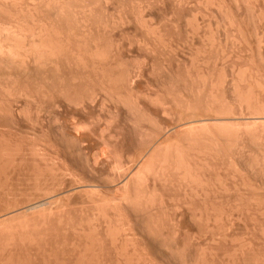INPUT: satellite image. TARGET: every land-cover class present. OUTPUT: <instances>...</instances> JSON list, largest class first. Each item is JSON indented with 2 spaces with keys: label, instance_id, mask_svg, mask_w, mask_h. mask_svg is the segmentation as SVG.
Listing matches in <instances>:
<instances>
[{
  "label": "bare ground",
  "instance_id": "bare-ground-1",
  "mask_svg": "<svg viewBox=\"0 0 264 264\" xmlns=\"http://www.w3.org/2000/svg\"><path fill=\"white\" fill-rule=\"evenodd\" d=\"M112 1H115V2L117 1V3L120 4V6L116 5V7H117L116 8L115 6H113V4L115 2H113L111 4ZM127 1H128V3H127ZM130 1L131 0H0V146L5 145L4 147H5V149H7V150L4 149L5 151H3L0 147V172H1L0 173V195H1V193H3V195H8L9 193H11L9 195L12 196L13 193L11 191V188H13V187L11 186L12 185L11 182L12 181L14 182V181L22 178V176L19 174L23 173V172L22 173L19 172V174H18L17 169H15L17 166L18 167L20 166L19 170H21V171L23 170V168H25L24 171L26 170V168L27 169L29 168L28 164H26V165H28V167H25L26 166L25 165L26 157L25 158L20 157L23 159V160L22 159L21 160L24 162L20 161V158H19L20 155L19 154L21 153V151L19 149H20V147H23L24 145L20 146L19 143L26 144L27 141H30V142L35 141L36 143L35 142L34 143L36 145H37V143H39L38 145H40V142H42L44 144L46 143L45 145L41 144L42 148H40L38 145H37L38 147H36V145H34V150H35V147H36V150L33 152L37 151V153H38L41 149L42 150L47 149L48 151L44 150V152H48L47 154H49V152H50L49 150L51 149V147H53V145H54V147H55V145H60V146L62 145L63 147L67 148V150H68V152L66 151V153H68V155H70V156H68V158L69 157H72V158L76 157V158L71 159L72 161H70V162H72L74 166L75 165L80 166V168L85 172L84 174H87L86 171L89 173V175H85V178L87 179L86 176H89L91 182L90 181H89L90 183L85 182V184H84V182H81V180L84 181L83 180L84 178H80L81 180H80V182H77L78 184L76 183V186H78L79 183L80 184L83 183V184L79 185V187L80 188L81 187L87 188V189H89V191L91 190V192H89V193H91L90 195H92L93 190H96V188L100 189L99 187L102 185L101 183H103L101 179L105 178V176H106V179H105L107 181V183H105L107 185L106 186L107 189H105L106 193L107 192H109V193H113V192L115 193L116 192L117 193V194L115 193L116 195L115 194L111 195L110 198H106L105 197L106 195L104 196L101 193L102 198H100V199L101 200L103 199L102 201L99 199V197H101V195H98V196L92 197L95 200H92V199H91V201L88 200L89 202H91V203H89L86 199V197L89 196L86 194H89V193L88 192L84 193L83 191H80V192H83L85 194V197L84 196L83 197L86 199V201H84L86 203H84V204H87V202H88V204H92V207H93L92 210L93 211L89 212V213L93 212L91 214L92 217L90 216V214H89V216L91 217V219L95 218V219H93L95 221H102L101 223L103 225L104 233L108 237L109 242L111 239L112 240H113V238L115 239V237H113V235L116 236L115 234H113V235L111 234L112 236H110L111 228H110L109 220L113 219V217L115 218V216L118 215L119 212H117V209L119 211L121 209V212L124 211L128 215V217H124L125 223L121 222V224L124 223L123 226H124V228L126 227L127 228L126 230L128 231L126 236L127 237L130 236V238L133 239V241L131 240V242L135 243V244H133V245L131 243L129 244L130 240L128 239L129 241L126 240V243H128L129 246L126 243L124 244L123 243L124 241L122 242L123 244L121 245L119 240L120 239L123 240V238L125 240V238H127L126 236L123 237L122 235H121L122 238L118 236V238H120V239H118L116 237L115 241L113 240L116 243L117 242L116 240L118 239V242L120 244H118V243L115 244L111 240V242H110L111 244L110 243L109 244L112 246V248H111L112 251L115 253V255H117V256L114 255L116 257L115 259L117 260V261L115 260L116 264H118V260L121 261L120 255L123 253V251L127 252L126 248H128V247H132V249L130 248L131 249L130 250L128 248V250H130V251L127 252V255H125L126 253H124L121 256L124 257V255H125L124 258L127 260L128 256H132V257L136 258V256L138 255L137 256L138 261H139V262L137 261L138 264L142 260H143L142 264H264V259H263L264 255H262L264 253H262V254L256 253L249 248L245 249V250H239L238 252L235 251L234 249H232L228 253L227 261L221 262L220 257H219L218 252H217L218 249H215V250H217L215 252H212V250H210V249L207 250L204 248V246H201V243L198 240H197L198 241L197 242L195 239L194 235L197 233L196 238H198L203 233L202 232V231H204L203 229L206 230V231H204V233L208 232V233L212 234V230L216 229L215 227H217V229H219L218 234L221 233L222 231L224 232L225 228L221 231L220 229H222V228L220 226H222V227L227 226L226 224L229 222L228 221L229 215L226 213V211L228 212V210L230 209V211H232V212L238 211V210L240 211L239 213H241V211L244 212V210H242V209H244V206H241L243 208H240V205L238 203H237V205L239 207L236 205L231 206V205H234V203H236L235 200H234L235 202L231 201V202H233V203H230L231 208L229 206H228L229 207L228 208L227 205L225 206V208H223L224 205H217L220 207L222 206L221 208L220 207L217 208L220 210V211L218 210L219 212H221V210H225L224 213H223V211L221 212L222 217H223V214H225L224 218H223L224 220L220 219L221 215L215 209L217 206L215 207V206L210 205L212 208L215 207V208H213V210H211L212 208L210 209V206L201 205L202 207L201 206H200V208L198 207V209L203 208L200 212H198L199 210H195L196 208H192L193 211H195V212L197 211V213L192 212L191 211L192 209H190L191 208L190 207L189 208L190 211L189 210L185 211L188 213L187 214L188 217H186L188 219H185V218L184 219L186 221L189 220V222H192L193 225H197V224L202 225L203 224L202 226H204V227H202L201 225H199V226L197 225V227L201 226L203 229H200L201 227L198 229L195 227H193V229L192 228L190 229L189 225H188V227H189L188 228L187 223H185L184 219H183V217L186 216L184 210L188 209V206H186V208H185L183 204H182L183 206L176 204V205H178V207L181 206V209L185 208L182 210V212H184L183 213L184 216L182 217L183 223H180L179 221H182V219L180 218V220H178L179 218H176L175 217L176 215L169 213L167 210L171 206L168 208L169 205H167V203H164L165 200L162 201V199L167 198L168 194L163 192L162 193L163 195L167 194V196L165 195V198H164V196H161L162 195L161 193H156L158 190H160V192H162V191H164V189H166L168 187H169L168 189L170 190V188H171L170 186H172L173 188L176 186L177 188H180V189L182 187V189H183V190L181 189L182 192L179 191L180 189L177 191L175 189L174 190L176 191L177 194H179V192L181 194L183 193V197L188 196L189 193L194 194L195 192H196L195 195L197 196L199 194L198 192H200V194L202 193L203 195L198 196V197L204 196L202 198L205 199L208 192L201 189L200 186L203 183H207L209 181L204 180L203 177L200 176L201 174L198 173L202 169V167H203V170L205 169V171H206V169H208V171L212 170L214 167L211 169H209V168L214 166V164L216 162H218L217 160H219L220 157H222L224 155L226 157L227 154H228L227 156L230 155V158L226 157V159L228 161H229V159H230V161L232 159L233 161H231V162H234V160H236V158L239 156L237 151H241L242 149H244V146L247 143H249L250 141L252 142L253 140H254V142L256 141V143L258 145L257 156L259 158H261L260 159L261 160V165H260L261 167L258 166V168H262V166L264 167V128H262L260 130H256L257 133L254 135L252 133H248L247 132L248 130L237 133L236 131H234V129H230V130L223 129L222 131L216 130V131H212L211 133H208V134L206 133L203 135H198L197 133H195L197 131V128L195 130L194 127H193L194 129L190 127L192 130L188 128L189 130L185 129L186 131L185 130H184L185 132L183 131L184 134L183 133L182 134L184 136L181 135V137H183V138L178 139V141L180 143H176L178 141H176V140L174 141L172 139V137H170V136L161 135V133H163V132H161V130H159V129L163 130L162 123H160L161 128H159L160 125H158L159 123L157 124V122H156L157 119H154L155 117H153L154 112H157L158 109L154 112H149L147 109L149 114L153 113L152 114L153 116L151 115V117L153 118L154 121L153 120L150 121L151 120V118H149L150 115L143 108L144 107L143 105H146L147 103L149 104V102L146 101L147 103L145 104L142 101L144 104L140 105L142 102L140 103V101H139L140 99H138V97L142 96V93L139 91L138 87H140L142 85L140 84V86H138V87L136 85L141 82L142 78H144V77H142V75L145 76L144 72H146L148 70L145 69V71H143V72H142V70H139L138 68H139L140 64H142L143 62L139 63V64H138V62L134 63L135 61H137L136 59L133 60L134 58L132 59V61L127 60V61H131L132 63H129L127 61H126L127 62L126 63L125 61H123L124 57H126L123 55L126 53V52H123V50H124L123 48L126 47L125 51H127V49H128L127 46H129L130 43L124 47L121 44H123V42H127L131 36L127 33L128 30L126 31V33H127L126 36L129 35V38L127 36L128 40L125 38H121L120 36H122V35H119V34H122L124 32L123 31L124 28H127L128 25L130 24V23L126 24V22L128 21L127 19H129L128 14L133 9L130 8L132 10H130L129 13L126 11L127 15H125L124 13H126V12L124 10H126V7H128V6H123V5L129 4ZM140 1L138 0L139 4H141ZM143 1L144 0H142V2ZM147 1L148 0H146V2ZM154 1H156V0H154ZM158 1H160V0H158ZM136 2H137V0H136ZM136 2L133 3V0H132V4H135ZM146 2L144 5L143 4L142 5L146 6ZM165 2H167V4L168 3L171 4L170 2H172L173 5L172 6L170 5L171 9L170 8L168 9L169 11H171L172 16H171V14H169L170 12L168 10H166V8H168V7L165 8L163 6L164 2H163V5L161 4V2L160 3L157 2L158 3L157 6H159L161 4V6L165 8V9L163 8V10L168 11L167 14H168V16L170 15L168 17L166 15V12L164 11L165 12L164 15L167 17L165 18V16H164L163 18H161V16H163V14H161L162 11L156 9L159 13V14L156 13V15L161 14L159 20L157 19V21H159V25L157 27H159V28L161 27V28L160 29L155 28V29L159 32H160V30H162L161 31L162 33L160 32L161 34H156L155 29H153V27H155L154 25H157L156 21H153L154 20L153 18H152L153 19L152 20L149 18L150 17L149 15H146V16H149L147 18L149 20V23L145 17V19H142V20H144L143 24L145 23L144 26L146 25V27H147L148 25L151 26L152 23H154V25L151 26L153 30L152 29L150 30L151 27L148 26L150 33H151V31H153V33H151V35H149L150 36L149 38H151V40H148L149 38L146 36L148 35L147 33L149 32V30H145V31H148L145 33L146 36L144 35V33H142V31L143 32H145V31L142 30L139 33H141L143 35V37H146V39L144 40L143 37L140 36L143 39L141 41L145 42L146 40H148V41H146V43L150 42V43L155 44L157 46V45H160L159 42L158 43L156 42V40H158L157 37L161 36L162 39L159 37L161 39L160 41H163L164 38H166V40H164V41H166L167 43L172 42V44H173V40H171V39H175V38H172L173 36L171 35V33L173 34L175 32V36H176V34H179V32L176 33V31H178L180 22L183 19L185 20V18H186L185 12L186 11L184 8H182V9H184V11L179 10L181 13V15H180V13L175 12V9L172 10V8L175 4V3H173L172 0L165 1ZM174 2H175V0H174ZM117 3H115V4H117ZM149 3H148V5H149L148 8H150V9H147L144 7L148 11H150L151 7H152V6L150 7ZM151 3H153V0ZM182 3L183 2H179V4H182ZM132 4H130V7H133L136 5L138 6V3L136 5L131 6ZM153 4H151V5H153ZM176 4H177V2H176ZM155 6H156V4L152 7V9L154 8V11H155V8H158ZM165 6H167V5L165 4ZM122 7H125V9H123ZM162 7H160L161 10H162ZM133 8H135V7H133ZM144 8H141L140 10L142 11V10H144ZM117 9H118V11H116ZM121 9H123V10H121ZM110 10L117 12V14L120 12L119 15L114 13L115 16H117L118 18L116 17V19L114 20L112 18V16H114V14H109ZM134 10H139V9L136 8ZM134 10L132 11L133 14H134ZM140 10H139V13H141ZM147 10H145V11H147ZM253 10L254 9H252V12H253ZM255 10H258V9H255ZM113 11L111 13H113ZM151 11H153V10H151ZM260 11L258 13L257 12L256 13L257 14L262 13V11L261 12ZM122 12L124 15L121 14ZM172 12L174 14L176 13L175 17H173ZM183 12L185 15L182 14ZM136 13L137 12L135 11V14ZM142 13H143V11H142ZM256 13H255V15H256ZM133 14H131V15H133ZM135 14L132 17H135ZM147 14H152V15L154 14L155 15V12L154 13H152V12L148 13L147 12ZM136 15H138V14H136ZM177 15H179L180 19H179V17L177 18ZM182 15L185 18H182L181 17ZM115 16H114V18H115ZM140 16L142 17L143 14L142 15L140 14ZM140 16L139 15L136 16L139 18L137 19L138 22L137 21L134 22L135 23L134 25H136V23L140 22L139 21L141 19ZM262 16H263V13H262L261 17ZM172 17L175 19L177 18L176 20L174 19L175 21H180L181 19L182 20L179 22V24L177 22H174L176 25L178 24L177 26H175V24L172 25L173 22L170 20V19H172ZM261 17L259 14V15L255 16V19L254 18L253 19L255 21L257 20L261 23V21H262ZM135 18H133L134 20L133 19H131V20L135 21ZM167 18H170V19H167ZM164 19H167L168 21L170 20L172 22L171 23L169 21L170 22V24H169V23H167L168 21L165 20V21H167L166 27L169 24V26L167 28L165 26H164L165 28L162 26V24H164V21H163ZM155 20H156V18H155ZM145 21H147V23ZM160 21H163V23L160 24L161 23ZM185 22H186V20L184 21V23ZM123 24H126L127 26H124ZM139 24L141 25V22ZM186 24H187V22H186ZM121 25H123L124 27ZM170 25H172V26L170 27ZM117 26H119V27L121 26V27L117 28ZM137 26H138L137 30H136V28H137L136 26L134 28L136 31H138L139 29L141 30V28L142 29L146 28L143 26L142 27L140 26L141 27L140 28L139 25H137ZM173 26H174V29L176 31L172 30V32H171V28ZM122 27H123V30H122ZM148 27L146 29H148ZM176 27H177V29H176ZM162 28H164L165 30ZM114 29H116L117 31L119 29H120V31L122 30L121 31L122 33L120 31L118 32L119 33L118 37H120V38H118L117 35H116V38L114 37L116 34V30H114ZM113 30H114L115 34H113L114 33ZM165 32L166 33L168 32L169 33L168 35H171L172 37L171 36L167 37ZM163 33L165 34L164 37H163V35H164ZM157 35H159V36H157ZM123 36H124V34H123ZM126 36H124V37H126ZM179 36H180V34L178 35V37ZM134 37H135V35H134ZM167 38L168 39L171 38L170 39L171 42H170V40L168 42ZM124 39L127 41H125ZM176 39L178 40L179 38H177V36H176ZM131 40H132V37L130 38V42H131ZM166 42L164 45L167 46V48L164 46L165 49L164 50L161 49V51L159 50L160 51L159 54L162 51L169 49L168 44ZM163 43H161V44H163ZM174 43H175V40H174ZM152 44H148V46H147L150 49V51H152V49L154 50V48H155L154 46L151 48ZM172 44H169V46ZM149 45H150V47H149ZM170 47L173 48L174 44ZM171 48L169 49L170 51H168V50L165 51L166 54L162 53V54H165L166 59H164V55H163V59L166 61H168L167 57L169 56V55H167V54H169L167 52L173 51V49H171ZM121 49H123V50H121ZM159 54L157 55V59L159 57ZM162 54H160V55H162ZM129 55L132 56L131 54H129ZM129 55H127V56H129ZM166 55H167V57H166ZM130 56L127 58L131 59ZM160 58L162 59V56H160ZM160 58L157 60V62H159V61L162 62ZM168 58L169 59L172 58L171 55ZM148 59L150 60V58H148ZM166 61L164 63H166ZM150 62H151V60H150ZM150 62H149V69H150ZM169 62L170 61H168V63ZM133 63L135 64V66ZM164 63L163 62L158 63V65L161 64V66H159V68L160 67L162 68L161 71L166 68L165 72L160 71L161 75H163L162 73H164L163 76L167 75L168 79L170 78L167 81L172 82L173 79L171 80V76L173 77L174 74L172 75L170 73L172 71V70H170V68H169L170 71L167 73V71H168L167 69L169 66L167 63L166 64H164ZM123 64L125 67L128 66V68L130 66V70L133 69V67H136L137 65H139V66L136 67V70L133 69V71L130 72V70L128 68L127 69L123 68L124 67ZM162 64H164V65L162 66ZM152 65L153 64L151 62V66ZM165 65H167V67H165ZM131 66H133V67L131 68ZM141 66H140V68L143 69ZM145 66L146 65H144V68L148 67V66H146V67ZM171 66H172V64L170 65V67ZM163 67H165V68H163ZM151 69H153V68H151ZM151 69L149 70V72H151ZM171 69H173V68H171ZM149 72L146 74H149ZM176 72H179V71H176ZM159 73H158V75H159ZM181 73H182V71H181ZM184 73H186V72L184 71ZM256 73H258V72H256ZM178 74L179 73H177V75ZM161 75L159 77H161ZM177 75H175V76L177 77ZM179 75H181V74H179ZM182 75H183V73H182ZM184 75H185V79L187 80V77H186V76H188L187 73ZM220 75L221 74H219L218 76H220ZM167 76H165V77H167ZM140 77H141V80L139 79ZM182 77H184V76H182ZM179 78L180 79L177 78L178 79L177 81H179V80L185 81V79L181 78L180 76H179ZM232 78H234V76ZM254 79L251 83L252 85L251 86L247 85V87L252 88V86H253L255 88L256 92H258L257 93V96H258L257 99L259 101V94L263 95L262 97L264 98V90L262 87V86H264V84L262 82L259 83V81L254 80ZM256 79H258V77ZM137 80L139 82H137ZM177 81H176V83H177ZM187 81H185V82H187ZM189 81H190V78H189ZM166 82H165V84H168ZM183 82H179V83L181 85H187L191 81L188 83H185V84ZM174 83L172 82V84L171 83H169V84L173 85L172 88H176V90H177V87L180 84L178 85V83H177L176 84L177 87H174ZM170 85L165 86V87L170 88ZM197 85L198 84H196V86ZM187 86L190 88H192V86H193V88L196 87L195 85H192V84L187 85ZM212 86H214V84L210 85V91H212V89H213V88H211ZM198 87L194 88V90L196 89V91H198L197 90V89H199ZM181 88H182V86L180 87L179 91H181ZM185 88H186V86H184V89ZM137 89H138V93L136 92ZM165 89L167 91V88H165ZM165 89H163V90H165ZM170 89L168 90L169 93L172 92V89L171 90ZM140 90L142 91V89H140ZM217 90H219V89H216V91ZM255 90H254V95H255ZM154 91L155 90H152L151 93L153 94ZM157 91H158V89H157ZM157 91L154 92V95H155V93L157 95ZM168 92H166V95H165V92H163L165 97H167V95L169 96V94H167ZM174 92L177 93L178 90L175 91V89H174ZM151 93H150V95H148L149 96L148 100H150V102H156L157 103L161 100V99L157 100L159 96H156V95H155V97L154 96L151 97ZM173 93H171V94H173ZM181 93H182V91H181ZM184 93H186V96H187L188 93L187 92H184ZM137 94H141V95L139 96ZM171 94H170V96H171ZM174 96L175 95H173V98L175 100ZM188 96H190V95H188ZM97 98H99L98 100H101L103 103L110 101L109 102L110 107L112 106L111 105V102H112L114 105H116L115 111H117L119 108V111H122V113H123V111H124V113L126 112L127 117H126V115H125V117L128 119V122H129V123L125 122L126 126H127V124L130 125V122H131V124H132L131 126L132 127L135 126L134 128L137 129L139 127L138 126L139 122L149 123L147 128H150V126H152V124H153L152 128L153 127L154 128L153 129L151 128V131H152V133L154 132L155 134L153 133V135L151 136L152 138L149 137V135L147 137V134L143 133L144 135L146 134V137L148 138V139L143 138V139H146L148 141L147 142L148 144L146 145V147H145V144H144V146L143 145L141 146V144L139 146L138 145L139 143L137 141L136 145H138L140 147V149L142 151H145V152H144V156H143L142 155L143 152L140 151L141 153L139 154V156L140 155L141 156H140V158L138 156V160H136L137 156L135 157V154H134V157L136 158L134 160H136V161H134V160L131 161L132 163L134 162L131 169H130V167H128L127 169L124 168L125 167L124 166L125 165L124 160L126 159V161H127V157L124 159V156L126 155V151L129 147L127 145L129 143H126L128 141L127 138L125 139L124 138L125 136L123 137L124 134L123 133H122L123 135L121 134L122 128H121L120 124L116 123L117 122L116 119H118L120 113H117L119 115H118V117H116L117 115L115 116L116 118L114 119V121L112 118H109V113H111V112L107 113V117L109 119H112L113 122H115V120H116L114 125L111 124V123H113V122H111V120L109 121L110 122V124H109L106 121V118H104L105 120L103 119V117H106L105 115L101 116L102 118H100L98 116L96 117L95 116L96 113H95L93 116L96 118H93V120L100 118L101 120H103V122H107L108 125L106 123H104V127L106 125V128L103 127L105 130L101 131L102 128H100L99 130H97V132L98 131H100V132L96 133V131L94 132L95 127L99 128L100 124H102V123H99L97 121H100V122H102V121L100 119L97 121L92 120L94 122V123L93 122L92 123L95 124V126L94 125H92L93 127L91 126V129H93L92 131L89 128L91 125V119H92V114H93L92 112H94L93 109H91V108L95 104L100 106L98 103H94ZM164 98H162V99L164 100ZM171 98H172V96H171ZM190 98H191V96L189 97V99ZM263 98H261L260 100H262ZM172 99H170V101H172ZM185 99H187V98L186 97L184 99L182 98V100L185 101V103L183 101L184 105L187 106V104H188L187 102H189L191 100L188 99L189 101H186ZM213 99L214 98H212L211 100L213 101ZM165 100L167 102H169L168 98L167 99L165 98ZM239 100H240V98H239ZM207 101H209L208 103H210V104L212 103L210 100H207ZM207 101H205V102H207ZM219 101H220V99H219ZM255 101H254V103L257 102V101L255 102ZM163 102L161 101L160 103L162 104ZM172 102H169V104L170 103L172 104ZM213 102L214 103H212V104H218V102H215V99ZM93 103H94V105H93ZM241 103H244V101H241ZM109 104L107 103V105H108V106H106V108L108 107L107 109H110ZM167 104L168 103H164V105H167ZM204 104L206 105V103H204ZM212 104H211V106H213ZM101 105L103 107L102 103H101ZM150 105H151V103H150ZM150 105H148V106H150ZM205 105H204V107H205ZM186 106H184L185 107L184 109H186ZM218 106H219V104H218ZM258 106H259V103L257 104V108H255L256 107V104H255V107L252 108L251 110H250L251 107L245 108V109H246V111L253 112L254 113V114L252 113L253 115L264 114V109L263 110L261 109L264 107H261V105H260L258 108ZM147 107L145 106V108H147ZM189 107H190V105H189ZM189 107L187 106L186 111L183 110L182 112L183 113L187 112V115H188L189 109L191 110V108H189ZM209 107L206 109L208 110V112L211 111L210 113H212L213 116L218 114V112L220 111L219 108H221V109L223 108L222 106H219L218 108L213 107L214 109L212 110L211 109L212 107H210V108ZM216 107H217V105H216ZM47 108H49V110H47ZM98 108H99V112H101V113L104 112V108H100V107L95 108L96 109L95 112L98 110ZM116 108H117V110H116ZM166 108L167 107L162 108L163 112L164 113L166 111L170 112L169 107L167 109ZM101 109H103V112L100 111ZM202 109L204 111H206L204 108H202ZM209 109H211V110L209 111ZM216 109L219 111H217ZM112 110H113V108H112ZM46 111H48V112H46ZM108 111L109 110H107L106 112H108ZM110 111H111V109H110ZM115 111H112V112H114L116 114ZM152 111H153V109H152ZM221 111L219 112V114H221V113L225 114L223 111L222 112ZM99 114L100 113H98L97 115H99ZM113 114L111 113L110 116L112 117ZM193 114H195V113H193ZM193 114L188 115L189 120H190V118L196 117ZM122 115L120 118H122L124 116V115L123 116ZM191 116H193V117H191ZM212 118H210V119H212ZM118 121H120V120H118ZM95 122L99 123V126H96L97 123H95ZM122 122H124V121H121L120 123H122ZM151 122H153V123H151ZM122 124H124V123H122ZM261 124H264V123H261ZM119 126H120V128H119ZM124 126H123V128H124ZM126 126H125V128H126ZM100 127H102V126H100ZM204 127H202V128H204ZM129 128H130V126H129ZM129 128L127 127L126 129H129ZM202 128H201V126L199 127V129H202ZM118 129H120V131H118ZM199 129H198V131L201 133L203 129L201 131ZM169 130H167V132ZM159 131L161 133H159ZM122 132L125 133L124 130ZM141 134H138L137 136H142ZM132 136L133 135H131V137ZM200 136H202V137H200ZM149 138H151V139H149ZM128 139H130V138H128ZM132 139H133V137H132ZM251 139H253V140H251ZM139 140H140V138H139ZM90 141L91 142L96 141L98 143L103 144V146L105 145L109 150L106 149L105 151H102L103 153H106L108 155L111 152L113 154L114 153L117 154L118 160H117V156L115 154H114L115 155L114 157H116L115 158L117 161L116 164H118L119 166L118 165H114V166H116V167L118 166L117 168L116 167L115 168L116 169L119 168V170L122 168L121 169L122 171L120 170V172H119V171H116L114 169V171L116 173L114 171H106L107 174L105 172H103L104 167L108 168V166L110 164H113V163H110L108 161L106 155L101 156L102 152L99 151L100 147H97L99 150L98 149L96 150V148H94L95 149L94 151L97 152V155L99 152L100 156L98 155V157H102L103 160L106 158L107 161L104 160V162L109 163V165H107L108 163L106 164L103 162H99L98 163L99 165H98L97 161L98 160L101 161L102 159L100 160V158H98L97 155H96V157L91 155V156H93V158H92L91 156L88 155L91 152H88V153L86 152L85 148L87 147V144H89L87 142H90ZM23 142H25V143H23ZM30 142L28 143V145H26L27 147H25V146L24 147L26 149L29 148L31 151L29 149H28V151L31 154L28 152L24 153L25 150L23 151V149H25V148H23V149L21 148V150L23 151V154L27 155L28 159L32 158L31 156L33 154H35V153H32V150H33L32 149L33 148L32 143L33 142H31V144H30ZM85 142H86V144H85L86 147L84 148L83 143H85ZM129 142H130V140H129ZM227 142L232 143L233 145L232 144L231 145L234 146V149L229 148L228 151L224 150L223 149L224 143H227ZM12 144L14 146L17 144V146H20V147H17L18 148L17 150H16V148L13 147L15 150L14 151L13 149H11V147L13 146ZM47 144H49L48 147L50 149H48ZM31 145H32V147L30 148ZM93 145L91 144L90 147L93 148L94 147ZM96 145H99V144H96ZM60 146H58L57 149ZM144 147L146 148V150L142 149ZM38 148H40V150H38ZM52 149L56 150V148H52ZM61 149H60V151H61ZM136 149H135V151H136ZM53 150H51V151H53ZM63 150H66V149L63 148ZM70 150L75 152V154H73V152ZM128 150H130V149H128ZM16 151H18V152L16 153ZM106 151L107 152L110 151V152L107 153ZM137 151H138V149H137ZM63 152L65 153V151H63ZM69 152H72V153L69 154ZM53 153H54V155H56L57 152L54 151ZM53 153H51V154L53 155ZM64 153H61L60 155H63ZM133 153H136V155H138L137 152L133 151ZM23 154L21 156H23ZM28 154H30L31 156H28ZM38 154L33 156V158H32L33 161L31 162V165L33 162L34 163L35 162L37 163V161L40 162L39 160H40V155L42 154V152L38 153ZM43 154H45L44 155L45 158L49 160L50 155L47 158L46 156H48V155L46 153H43ZM57 154H59V153H57ZM113 154H110V156L112 157ZM158 154H160L161 157L158 156ZM66 155L67 154H65V156ZM71 155H74V156H71ZM36 156L39 158V160H36L37 159ZM44 156L41 155V158L44 159ZM35 157H36V159L34 161ZM141 157L144 159L141 160ZM95 158H96V160H95ZM260 160H259V162H260ZM230 161H229V163H231ZM17 162H18V164H16ZM19 162H21V165H23L22 163H24L25 166L24 167L22 166L23 168H21V165H19L20 164ZM128 162H130V161L128 160ZM50 163L51 162H49L48 164L50 165ZM41 164L39 163V166ZM51 164L52 165H50V167L53 166L52 169H50V167H48V165H46V164H44L45 167L44 166L39 167L38 165L37 166L35 165V167L36 168L38 167L37 170H40L39 168H42L41 170L48 169L49 171L52 170V172H53V169L57 166H55V164L53 165V163H51ZM232 164L233 163L228 165V167L231 165V167H232L231 169L234 168L233 167L234 165L232 166ZM31 165H30V168L32 169V171L29 168V170L31 171V172L30 171L29 172L32 174V173H35L33 171V168L35 170V167L33 165L31 167ZM131 165L132 164H130V166ZM217 165H218V163L215 164L214 170H217V168H216ZM78 166H76V167H78ZM114 166H113V168H114ZM46 167H48V168H46ZM73 168H75V167H73ZM110 168H112V166H110ZM77 169H79V167ZM6 170L13 171V173L15 171L14 176L17 178L19 176L20 177L18 179L16 178V179L10 181V180H8L10 178H7L8 176H3V175H5V173L3 174V172ZM37 170H35L36 173L40 174L41 172H37ZM55 170H57V169L55 168ZM49 171H47V172H49ZM13 173L11 172V175ZM104 173L106 175L101 177L102 175H104ZM16 174H18L19 176H16ZM38 174H36V176L34 175L35 179H36ZM1 175L3 177H1ZM61 175L62 174L59 175L60 177L57 176V178H55V179L60 180ZM53 176L55 177L56 174ZM53 176H49V178H46V181H45L46 183H44V181H43L42 184H40V185L45 184V186L47 187V189L44 187V189H41V190L46 191L48 195H50L51 193L56 195L55 193L57 191H59V192L61 191L63 194L60 193L61 194L60 196L63 195V199L60 196H58L57 198H61V202L63 200L62 203H64V202L67 203V201H64V199L68 198L67 197L68 193H71V191L70 192L68 191V186H67V187H64L65 189L67 188L65 191H62L64 189L63 187H62L63 189L61 187H59L61 189L56 190V192L54 193L53 191L55 189H53V186L58 182H56V180L54 178H53V182L55 181L56 183L52 182V179H50V178H52ZM4 177H6V178H4ZM98 178H100V179H98ZM175 178L178 179L176 181L177 184L174 181ZM48 179H50V181ZM62 180H63V177H62ZM62 180H60L61 182L59 181V183L62 184L63 183ZM7 181L10 183L8 184ZM85 181H87V180H85ZM20 182H22V183L24 182L23 178H22V181H19V183ZM47 182L50 184L49 187L47 186V184H48ZM15 183H18V181ZM51 183H52V185H51ZM59 183H58V185H59ZM93 183H98V187H97V185H94ZM217 183L218 182H216L215 184H217ZM173 184H175V185L173 186ZM178 184L180 185V187H178L179 186ZM20 185H22V184H20ZM58 185L56 184V186H58ZM73 185L75 186V184H72L69 186L72 187ZM103 186H104V183H103ZM40 187H43V186H40ZM217 187L220 188V186H217ZM14 188H16V187H14ZM14 188H13V192H14ZM17 188H16V190H19L21 187H19V185H18ZM49 188H51L52 190L50 189L51 191H49ZM54 188H55V186H54ZM56 188H58V187H56ZM75 188H77V187H73V189L71 188L72 191ZM216 188H214V189H216ZM168 189L165 191H168ZM44 191H42V192H44ZM66 191H68V193ZM74 191L72 194V198L68 199V201L70 200L69 202H72V203L74 200H76L75 197H73L74 194H76V192H74ZM97 191L98 190H96V192ZM19 192H20V190L18 192L16 191V194ZM46 192H44V194H46ZM64 192H66V193H64ZM97 193H99V192H97ZM184 193L187 195H185ZM58 194L59 193L57 192V195ZM94 194H95V191H94ZM156 194L157 195L159 194V195L157 196ZM54 195H53V197H56ZM77 195H79V194L75 195L76 198H80V196L78 197ZM189 196H191V195H189ZM189 196L186 198L191 199ZM196 196H193V197H196ZM221 196H222V194L217 195V197H220V198H221ZM69 197H70V194H69ZM83 197H82V199H83ZM103 197L106 198L107 200H105ZM107 197H109V196H107ZM161 197H163V198H161ZM73 198H74V200L71 201V199H73ZM208 198L209 197H206V199H208ZM213 198L215 199L216 197H213ZM213 198H211V199H213ZM53 199H54V200H52L53 202L60 200V199L55 200V198H53ZM82 199L81 198H80V200L77 199V201H75V202L79 203V201H81ZM85 199H83V200H85ZM96 199H99V200H96ZM156 199H157V201H156ZM183 199H185V198H183ZM222 199H223V197L221 198V200ZM11 201L12 200H10V202L8 204H11ZM82 202L83 201H81L80 203H82ZM155 202H158V204H155ZM163 203L166 204L165 207H167V208H165V209L163 208V205H164ZM38 204H40V203H38ZM43 204H41V205L43 206ZM176 205H174V206H176ZM11 206L6 205L7 208L5 207L4 210L2 209L3 211L0 210V253H3L2 251H4V254H5V252L7 254V255H5L6 256L5 258H2V260L4 259V261H5V259L8 257V260L5 261L6 263L3 262L1 260V257H0V264H7V263L11 264L10 262H12V261H10V260H13V262H15L14 260H16V258H14V255L17 254L18 251L27 250L31 245H34L36 250H43V251L48 250V249H46L47 244L44 241H45V239L47 240V239L51 238L50 231H52L51 229L53 228V224H54V222H53L54 220H52V221L49 220L48 221L49 223L46 221L50 218L51 215H49L48 213L44 214V209H43V212L41 210L42 216L38 217V220L36 219V221H37L36 222L34 219H32L33 221L31 219L29 220L28 217H27L28 220H27V218L25 219L26 216L25 217L22 216L24 214L23 209H21L20 212H18L19 210H16V211L13 210L16 213L17 212L20 213V215L24 218L23 220H21L22 217L18 218V217H20L19 214L18 215H16V213L12 214L13 211L11 210L12 209ZM36 206H38V205L29 206L28 208H30V210H31L32 208L35 209ZM103 206L107 207V208L105 207V209H108L107 212L109 214H103L102 213L103 212L102 210H105ZM251 206L252 207H250V205H249L250 208H247L248 206L246 207V209H248V210L246 212V209H245V213H248L250 209L253 211L254 215H252V217L256 216L255 218H251L250 213H248L250 215L249 216L250 220L252 219L251 220L252 222L256 221L254 219L258 220L261 216H264V207H261L258 204L257 205H251ZM178 207L177 208L174 207L173 209H178ZM99 208H101V210ZM226 208H228V209H226ZM162 209L164 212H168L169 214L164 213V216H163ZM94 210H96V212H94ZM179 210H180V207H179ZM179 210H176V212L178 211L180 213ZM210 210L211 211L215 210L214 212L218 213V214L217 213H215V214L220 215V216L218 217L216 215H213L214 212H211ZM21 211H23V212L21 213ZM25 211H28V210H25ZM100 211H102V212H100ZM157 211H158V213H157ZM173 211H170V212L173 213ZM105 212L106 211H104V213ZM121 212H120V214L124 213V212H122V213ZM176 212L174 214L178 213V212L177 213ZM243 212L241 214H243V216L245 217V214ZM39 213H40V211L37 212V214H39ZM126 213L124 215H126ZM234 213L236 214V212H234ZM239 213L237 212L236 216L239 217ZM11 214L13 215V217L10 216ZM32 214H34V213H32ZM136 214L138 216L139 215L141 216V219H142L141 220V227H140L141 229H136L137 226H140V224H139L140 221H138L137 218H136V221L139 222L137 225L134 224L135 218L133 219V221L128 219V218H130V216L131 217H137ZM157 214H159V216H161V215L162 216L159 217V216H157ZM180 214H178V215H180ZM226 214H227V217H226ZM248 214H246L247 218H248ZM40 215H41V213H40ZM46 215L47 216L49 215V218H47ZM124 215L123 214L121 215L122 218L120 217L121 219L119 218V221L123 220ZM66 216H65V218H66ZM140 216L138 218H140ZM181 216L182 215H180L178 217H181ZM241 216L239 217V220H240ZM16 217H17V219H16ZM69 217H67L66 221H68ZM216 217H218L217 219H219L218 220L219 222H221V220L224 222L226 219H228V220H226L228 222H226V224L224 223L223 225L221 222L220 223L221 225L218 224L219 225L218 226V225H216V223L218 222ZM12 218L13 219L15 218L16 220H13ZM125 218L128 220L125 221ZM18 219H20V220L18 221ZM96 219H98V220H96ZM57 220H58L57 221L58 224L61 225L62 228L60 226L59 227L61 228V230H57L55 228V230L60 231L59 233L56 232L55 237L58 234L62 233V235H63L62 237H61V235H58V236H60V239L63 240L62 244H61V246H62L61 249H63L65 251L68 248H70L68 246V243H69L68 241H71V239L73 238L75 240L74 241L75 246L73 248H70V250L72 251V249H73L74 253L77 256L76 260L78 261L79 264H80L79 259L84 260V258H85L84 256H86L87 251L88 252L90 251V253L94 251L93 252L94 254L92 253L93 255L90 253H87V254H90V255H87V258L90 256L94 257L96 254V257L97 258L100 257V259L98 258V260H97L95 257L96 262L94 263V260H93L94 258L92 259V257H90L92 259V263H90L91 261L90 260L88 261V259L85 258L87 261L84 260L83 262H81V264L84 262H85V264H93V263L94 264H101L103 262L102 264H104V260L101 259V256H99V254L97 256L98 251L95 252V250L99 249L97 247L101 248L102 242H101V244L99 242V241H101L100 240L101 238L99 240L95 239L99 242V243H97V241H96V244L97 245L99 244V246H96L94 244L92 245L91 240L90 241L87 240L90 238L86 239L87 233L85 234L83 229L76 231V230L72 229L73 226L70 229L71 224L69 222L72 221L71 219L69 220L68 223H65L66 222L65 219H63V222L65 221L64 223L60 219H57ZM262 220H263V226L261 227V230L264 232V218ZM12 221H15V222H12ZM50 222L51 223L53 222V223L50 224ZM49 224L52 225L51 226L52 228L50 227ZM68 224H69V226H68ZM228 224H230V222ZM121 226L122 225H120V227ZM231 226L232 225H228L226 228H228V227L231 228ZM124 228H121V229L124 230ZM73 230H74V232H73ZM186 230H190V231L187 232ZM197 230H199V231L201 230L200 232L199 231L198 232L199 233L202 232V233L199 235ZM228 230H230V229H227V231ZM68 231L69 232L71 231L73 234L75 233V238L72 234H70L71 232L69 233ZM226 232L224 233V235L221 233L222 238L220 237V240H221L222 244L224 242H226V238H227L225 236ZM124 233H126V231ZM190 234H191V236H190ZM69 235H71L72 237ZM136 235L139 236V237L137 236L139 239L136 237ZM67 236H69V237H67ZM57 238L58 237H56L54 240L56 241ZM134 238H137V240H140V241H138V242H140V244L138 243L136 245L137 242H134L136 240V239L134 240ZM214 238L215 237L212 234L211 239H214ZM222 239H225V240H222ZM58 240H59V238L57 239V242H58ZM72 242L73 241H71V243ZM89 242H90V244H89ZM59 243H61V242H59ZM55 244H57V243H55ZM109 244H108V246H109ZM57 245H60V244H57ZM119 245H120V247H119ZM124 245H125V248L123 247ZM135 245L137 248H135ZM138 245H140L139 249L141 248V250H142V252H141V250H139L141 252V253H139L141 258H139V254L135 250V249H138ZM224 245H225V243H224ZM111 246H109V247H111ZM121 246L123 247V251H122ZM126 246H128V247H126ZM102 248H103V244H102ZM119 248H121V249H119ZM61 249H60V251H61ZM49 250H51L53 252L52 249H49ZM132 250L134 253H131L132 255H128ZM67 251L69 253H71V251H69V249ZM73 251H72V253H73ZM109 251H111V250H109ZM68 252H64V253L62 252L63 255L60 254V256L59 257L57 256V257L59 259L60 258L63 259L64 255L67 254ZM99 252H100V255L101 254L103 255V251L101 252L99 249ZM135 252L137 255H135ZM46 254H45V256H47V258L49 256L48 259H50V260H52L54 258V256L58 255L56 253H55L56 254L55 255L54 252L52 253V255L54 254V256L49 255V254H51V252L50 253L48 252L47 255ZM141 254L144 256L143 259H142L143 256ZM260 254L263 256V258L261 257L262 260L259 258L261 256ZM111 256H112V254H111ZM114 256H113V258H114ZM126 256H127V258H126ZM51 257H53V258H51ZM117 257H119V258L117 259ZM123 257L121 259L125 260ZM257 257L260 259V261H259V259H257ZM10 258H12V259H10ZM58 258H54V260H56ZM67 259H70V258H67ZM130 259L133 260V258H130ZM139 259H141V261ZM17 260H19V258H17ZM126 260L124 262L125 263L128 262L127 264H130L132 262L130 260H127V261ZM135 260H133V261H135ZM97 261H101V263L100 262L97 263ZM21 262L22 261L19 260V262L15 263V264H18V263L20 264ZM63 262L59 263V261H58L57 263L63 264ZM87 262H89V263H87ZM12 264H14V263H12ZM23 264H25L24 261H23ZM119 264H122V263L120 262ZM131 264H133V262ZM135 264H137V263H135Z\"/></svg>",
  "mask_w": 264,
  "mask_h": 264
},
{
  "label": "rangeland",
  "instance_id": "rangeland-1",
  "mask_svg": "<svg viewBox=\"0 0 264 264\" xmlns=\"http://www.w3.org/2000/svg\"><path fill=\"white\" fill-rule=\"evenodd\" d=\"M140 1V0H139ZM145 2H146V0H144ZM143 1V2H144ZM149 1V0H148ZM146 2V6H143L144 4H145V2L143 3L142 2V0L140 1V3L141 4H139V2H138V0H137V2H136V0L134 1L133 0V3L134 2H136L135 4H132V0L129 2V4H127L128 3V1H127V5H123V6H128V7H126V10H124L125 12L127 11L128 13H129V11L130 10H134V9H136V8H138L139 10L141 9V8H147V9H150V8H148V3L150 4V7L152 6H154L155 4H156V6L155 7H158V8H155V11H154V8L152 9V7H151V10H153V11H151L152 13H154L155 12V15L153 14H147V12L148 13H151L150 11H148L147 9H145L144 8V10H142L143 11V13H142V11H141V13H139V10H134V14H135V11L137 12L136 14H138L139 16H140V14L142 15L143 14V16L141 17V19L139 20L140 22H141V25L139 24V23H136V25H134L135 23L134 22H136L137 21V19L139 18V17H136V16H138V15H136L135 14V17H132L134 14H133V10L132 11H130V15L128 14V18L129 19H127L128 21L126 22V24H128V23H130L129 25H128V27L127 28H124V30H123V27L124 26H127L126 24H123V25H121V26H123L122 27V30L124 31L123 33L120 31V29L117 31L116 29H114V30H116V34H115V32H114V30H113V34H115V38H116V35H117V37L119 36V35H122L123 36V34H124V36H126V34L128 33L131 37H132V40H131V42H130V38H129V35H127L128 36V38H129V40L127 39V36L126 37H122V36H120L121 38H125V39H127V40H125V41H127V42H123V44H121V45H123V47L124 46H127L129 43H130V45L129 46H127V51H125L126 50V47L125 48H123V49H121V50H123V52H126L125 54H123L124 56H126V57H124V59H123V61H127V60H131L132 61V59L133 60H137V61H133L134 63H136V62H138V64L139 63H142V64H140V66L143 68V69H141L140 68V66L139 65H137V66H139V70H142V72L143 71H145V69L146 70H148V71H146V72H144V74H145V76L144 75H142V77H144V78H142V80H141V77L139 78L140 80H141V82L139 83V84H137L136 86L138 87V86H140V84L142 85V86H140V87H138V89H139V91L142 93V96H140L141 94H137V95H139L140 97H138V99H140L139 101H140V103L143 101L145 104L147 103L146 101H148L149 102V104L147 103L146 105H143L144 103L142 102L140 105H143L142 107L147 111V109H148V111L149 112H154V111H156L157 109L159 110H157V112H154V116L152 115L153 113H148V111H147V113L150 115V117L149 118H151V120L150 121H152L153 120V118L151 117V115L153 116V117H155L154 119H157L156 120V122H157V124L158 125H160V123H162V128H163V130L162 129H159V130H161V132H163V133H161L160 131H159V133H161V135H163V136H170V137H172V139L175 141H178V139H180V138H183V137H181V135H183L184 134V132L186 131L185 129H187V130H189V129H191V128H195V130H196V128H197V131H198V129H199V127L201 126V128L202 127H204V128H202V129H199L200 131L202 130V132L200 133L199 131L197 132H195V133H197L198 135H203V134H208V133H211L212 131H216V130H218V131H222L223 129H228V130H230V129H234V131H236L237 133H239V132H243V131H245V130H248L247 132L248 133H252L253 135L254 134H256L257 133V131L256 130H260V129H262V128H264V124H261V123H264V114H262V115H253L254 113L253 112H250V111H246V109L245 108H249V107H251L250 108V110L252 109V108H254L255 107V104H256V107L255 108H257V104L259 103V106L261 105V107H264V98L262 97L263 95H260L259 94V101H258V99H257V93L258 92H256V90H255V88L252 86V88L250 87V88H248L247 87V85L248 86H251L252 84V81H253V79L254 80H257V81H259V83L260 82H262L263 84H264V0H175V2H174V0H172L173 1V3H175L176 4V2H177V4L175 5L174 4V6H173V8H172V10H174L175 9V12H178V13H180V11L179 10H183L184 11V9H185V13H186V18L183 16V15H185L184 14V12L182 13L183 15L181 16L182 18H185V20H186V22H187V24H186V22L184 23V19L180 22V21H175L178 17H179V15H177V18L175 19V18H173V17H175L176 15V13L174 14L173 12V17H172V19H170V18H167V19H170L172 22H173V24L172 25H174L175 23L174 22H177L178 24H179V22H180V24H179V28H178V31H176L175 29H174V26L171 28V32H172V30H175L176 31V33H178L179 32V34H180V36L178 37V35L179 34H176V36H177V38H179L178 40L176 39V36H175V32L172 34L171 33V35L173 36H171V35H168L169 33L167 32H165V34L167 35V37H172V38H175V39H171V40H173V44H174V47L173 48H171L170 46H172L173 44H172V42H171V40L170 39H168L167 38V40H168V42H169V40H170V42L171 43H167L166 41H164V40H166V38H164V40L163 41H160L162 38H161V36H159V35H157V36H159V37H157L158 38V40H156V42L158 43H160V45H155V44H152V43H150V42H147L148 44H152V46H151V48L154 46L155 48H154V50L152 49V51H150V49L147 47L148 46V44L146 43V41H148V40H151V38H149L150 36L149 35H151V33H153V31H151V33H150V30L152 29V25H154V23H152V25L151 26H149L148 24V26L149 27H151L150 28V30H149V27H148V29H146L147 27H146V25L144 26V24H143V21L144 20H142V19H145V17H146V20H148L147 18L149 17L150 19H152L153 21H156V23H157V25H154L155 27H153V29H160L159 27H157L158 25H159V21H157V19L159 20V18H160V16H161V14H163V16H161V18H163L165 15H164V13L166 12V15L168 16V14H167V12L169 11L168 9L170 8V5L172 6L173 4H172V2H170L171 4H167V2H165V1H170V0H160V1H158V0H156L157 2H161V4L163 5V2H164V7L166 8V7H168V8H166V10H168V11H165V10H163V8L164 7H162L161 6V4L159 5V6H157V2L156 1H154L153 0V3H151L152 2V0H150L149 2ZM113 2H115V1H112L111 2V4L113 3ZM119 2V1H118ZM123 2V1H122ZM126 2V1H125ZM156 2V3H155ZM179 2H183L182 4H179ZM115 3H117V1L115 2ZM113 4V6H115L116 7V5L117 6H120V4ZM120 3V2H119ZM124 3V2H123ZM138 3V6L140 7L142 4V6L139 8L136 4ZM122 4V3H121ZM125 4V3H124ZM130 4H132L131 6H133V5H136V6H133V7H135V8H133V7H130ZM151 4H153V5H151ZM165 4L167 5V6H165ZM160 7H162V10H161V8ZM175 7V8H174ZM117 8V7H116ZM123 9H125V7H122ZM130 8H132V9H130ZM164 8V9H165ZM182 8H184V9H182ZM123 9H121V10H123ZM160 10V11H162V13L160 14V15H158L159 13H158V11L157 10ZM171 9V8H170ZM252 9H254L253 10V12H252ZM255 9H258L259 11L261 10L262 11V13H263V18L261 17V15H262V13H259L260 14V17H261V23L259 22V21H255L254 19H255V16L256 15H259V14H257L259 11L258 10H255ZM145 10H147V11H145ZM113 11V10H112ZM111 10H110V13L109 14H117V12H115V11H113V13H111L112 12ZM116 11H118V9L116 10ZM159 11V12H160ZM165 11V12H164ZM260 11V12H261ZM127 12L126 13H124L125 15H127ZM170 13L169 14H171V11H169ZM257 12V13H256ZM156 13H158L157 15L159 16H157L156 15ZM255 13H256V15H255ZM115 14H114V16H115ZM120 14V12L117 14V15H119ZM122 15H124L123 14V12L121 13ZM131 14H133V15H131ZM254 16H253V15ZM146 15H149V16H146ZM153 17H152V16ZM180 15H181V13H180ZM114 16H112V18L115 20L116 19V17L117 16H115V18H114ZM157 16V17H156ZM167 16H165V18L167 17ZM170 16V15H169ZM168 16V17H169ZM171 16H172V14H171ZM126 17V16H125ZM132 17V18H131ZM144 17V18H143ZM118 18V17H117ZM133 18H135V21H133L134 19ZM155 18H156V20H155ZM254 18V19H253ZM131 19H133V20H131ZM167 19H164L163 21H164V24H162L163 23V21H160L161 23L160 24H162V26L164 27H166V22L168 21ZM175 19V20H174ZM179 19H180V17H179ZM178 19V20H179ZM165 20H167V21H165ZM169 20V21H170ZM254 20V21H253ZM130 21V22H129ZM167 22V23H169L170 24V22ZM138 22V21H137ZM146 23H147V21H145ZM171 22V23H172ZM255 22V23H254ZM257 22V23H256ZM148 23H149V20H148ZM260 23V24H259ZM143 24V25H142ZM169 24L167 25V27L169 26ZM177 24V25H178ZM137 25H139V27L141 26H143V27H146L145 29L143 28H141V30L139 31H136L137 29H138V26ZM172 25H170V27L172 26ZM176 24H175V26H177ZM120 26V27H121ZM135 26L137 27L136 28V30L134 29L135 28ZM161 26V25H160ZM119 26H117V28H120ZM164 27V28H165ZM166 27V28H167ZM169 27V28H170ZM164 28H162V29H164ZM126 29V30H125ZM152 29V30H153ZM155 29V31H156V34H161L162 32V30H160V32L159 31H157ZM176 29H177V27H176ZM128 30V31H127ZM142 30H149V32L148 31H145V32H143ZM165 30V29H164ZM163 30V31H164ZM168 30V29H167ZM170 30V29H169ZM121 32L122 34H119L118 32ZM126 31H127V33H126ZM135 31V32H134ZM142 31V33H144V35H145V33L146 32H148L147 34V36L146 37H148L147 39L148 40H146L145 42H143V41H141V40H145L146 39V37H143V35L141 34V33H139V32H141ZM119 34V35H118ZM164 34V33H163ZM162 34V35H163ZM165 34L163 35V37L165 36ZM134 35H135V37H134ZM140 36H142L143 37V39L140 37ZM175 36V37H174ZM120 37H118V38H120ZM117 38V39H118ZM134 39V40H133ZM123 40V39H122ZM174 40H175V43H174ZM177 40V41H176ZM121 42V43H122ZM164 42V43H163ZM165 42L168 44V48L170 49H173V51L172 52H167V53H169V54H167V55H169L168 57H170V55H171V57L172 58H168L167 57V55H166V57H167V59H168V61H170L169 63H168V61H166V60H164V59H166L165 58V51H170L169 49H166L165 51H162L160 54H162V53H165V54H162V55H160L159 54V52L161 51V49L162 50H164L165 49V47L167 48V46H165L164 44H165ZM156 43V44H157ZM161 43H163V44H161ZM169 44H172V45H170L169 46ZM165 46V47H164ZM148 49H147V48ZM149 47H150V45H149ZM129 50V51H128ZM160 50V51H159ZM128 52V53H127ZM130 52V53H129ZM129 54H131L132 56H130ZM159 54V57H158V59L160 58V56H162V59H163V55H164V59L162 60L161 58V61L164 63L165 61H166V63L168 64V71H167V73L170 71V70H172L170 73L173 75V77L175 76V75H177V73H179V74H181V75H179L181 78H183V79H185V75L184 74H186L187 73V75L188 76H186L187 77V80L185 79V81H187V82H185L183 79V81H181V80H179V81H177L178 79H180L179 78V76L177 75V77L175 76L174 78L171 76V80H172V82L174 83V87H177V83H178V85L180 84L179 82H183L184 84L185 83H188V82H190L192 85H195L196 86V84H198L196 87H198L199 89H197L198 91H196V89L194 90V88H196V87H194L193 88V86H192V88H190V87H188L187 85H191L190 83H188L187 85H181L182 86V88H181V91H182V93H181V91H179L180 90V85L177 87V90H178V92L176 93V92H174V89H175V91H177L176 90V88H172V86L173 85H170L169 83H171L172 84V82L171 81H167V80H169L168 79V76L167 75H165V76H167V77H165V76H163L164 75V73H162L163 75H161V72H165V67H167V65H165V67H163V68H165V69H163L162 71H161V67L159 68V66H161V64L160 65H158V63H162V62H157V55ZM127 55H129L130 57H131V59H129V58H127V57H129V56H127ZM148 58H150V60H151V62H152V66H151V62H150V60L148 59ZM131 61H127V62H129V63H132ZM126 62V63H127ZM149 62H150V69L151 68H153V69H151V72H149ZM133 63V64H134ZM166 63H164V64H166ZM125 64V63H124ZM124 64H123V66H124ZM132 64V65H133ZM164 64H162V66L164 65ZM172 64V66L170 67V65ZM126 65V64H125ZM128 65V64H127ZM131 65V64H130ZM144 65H146V66H148L147 68H144ZM134 66H135V64H134ZM136 66V67H137ZM145 66V67H146ZM133 66H131V68H132ZM136 67H133V69L134 70H136ZM123 68H125V69H127L128 68V66H124ZM169 68H170V70H169ZM171 68H173V69H171ZM129 70H130V66H129V68H128ZM133 69H131L130 70V72H132L133 71ZM161 71V72H160ZM176 71H179V72H176ZM181 71H182V73H183V75H182V73H181ZM184 71L186 72V73H184ZM149 72V74H146V73H148ZM160 72V73H159ZM174 72V73H173ZM256 72H258V73H256ZM158 73H159V75H158ZM166 73V74H167ZM219 74H221L220 76H218ZM161 75V77H159ZM163 76V77H162ZM182 76H184V77H182ZM234 76V78H232ZM165 77V78H164ZM190 78V81H189V78ZM258 77V79H256ZM176 78V79H175ZM178 78V79H177ZM138 79V80H139ZM137 80V82H139ZM154 80V81H153ZM177 81V83H176V81ZM232 80V81H231ZM167 81V82H166ZM165 82L166 83H168V84H165ZM182 83V84H183ZM211 84H214V86H212L211 88H213L212 89V91H210V85ZM154 85V86H153ZM170 85V88L172 89V92L171 93H173V94H171V93H169L168 92V90L170 89L169 87H165V86H169ZM262 85V84H261ZM184 86H186V88L184 89ZM263 87V90H264V86H262ZM162 88V89H161ZM165 88H167V91H166V89ZM169 88V89H168ZM138 89H137V93H138ZM140 89H142V91L140 90ZM157 89H158V91H157ZM161 89V90H160ZM163 89H165V90H163ZM170 89V90H171ZM216 89H219V90H217L216 91ZM152 90H155V91H157V95H156V93H155V95L156 96H159L158 97V99L157 100H160L159 102H150V100H148V98H149V96L148 95H150V93L152 92ZM160 90V91H159ZM254 90H255V95H254ZM154 91V92H155ZM165 92V95H166V92H168L167 94H169V96L167 95V97H165L164 96V93L163 92ZM258 91V90H257ZM139 92V93H140ZM154 92H153V94L151 93V97L152 96H154L155 97V95H154ZM162 92V93H161ZM184 92H187L188 94H187V96H186V93H184ZM184 93V94H183ZM170 94H171V96H172V98H173V95H175L174 97H175V100H174V98L172 99L171 98V96H170ZM185 95V96H184ZM188 95H190L191 96V98L189 99V97L190 96H188ZM255 96V97H254ZM261 96V97H260ZM167 99L168 98V100H169V102H172V104L170 103L169 104V102H167L166 100H165V98ZM187 98V99H185L186 101H189V100H191V101H189V102H187L189 105H190V107H189V105L187 104V106L189 107V108H191V110L189 109V112H188V115H192L193 113H195V114H193V115H195L196 117L195 118H190V120H189V116L187 115V112L186 113H183L182 111L183 110H185L186 111V109H187V106L186 105H184V103H185V101L184 100H182V98L184 99V98ZM193 97V98H192ZM162 98H164V100L162 99ZM212 98H214L215 99V102H218V104H219V106H222L223 108V110L221 109V108H219V110L221 111H223L225 114H219V110H217V111H219L218 112V114H216V115H214L213 116V114L212 113H210L211 111V109L213 110L214 108L213 107H215V108H218L219 106H218V104H212V103H214L213 101H214V99H213V101L211 100ZM239 98H240V100H239ZM261 98H263L262 100H260ZM99 98H97L96 99V101L94 102V103H98L100 106H98V105H94V103H93V105L94 106H92V108L91 109H93V111L94 112H92L93 114H92V119H91V125H90V130L92 131L93 129H91V126L92 125H94L95 126V124H93L94 122L93 121H97V120H99L100 118H102L101 116H106V117H103V119L104 118H106V121L110 124V120H111V122H113L114 121V119L116 118V117H118V115L119 114H117V113H120V115H119V117H118V119H116L117 120V122H116V120H115V122L116 123H118V124H120V126H121V128H122V130H121V134L123 135V137L126 139L127 138V142L126 143H129L127 146H129L128 147V149H130V150H128L127 149V151H126V155L124 156V159L127 157V161H126V159L124 160V163H125V169H127L128 167H130V169L132 168V166H133V164H134V162L132 163L131 161H133L134 159H136V160H138V156H139V154L141 153L140 151H142L141 149H140V144H141V146L143 145L144 146V144H145V147H146V145L148 144L147 142V140L146 139H143V138H147L148 137V135H149V137H151L152 135H153V133H152V131H151V128H152V126H153V124H152V126H150V128H147L148 127V124L149 123H146V122H139L138 123V130L136 129V128H134V127H132L131 125V122H130V125L129 124H127V126H126V124H125V122L127 123L128 122V119L126 118L127 117V115H126V112L124 113V111H123V113H122V111H119V108H118V110H117V108H116V110L117 111H115V107H116V105H114L112 102H111V107H110V104H109V102H102L101 100H98ZM170 99H172V101H170ZM189 99V100H188ZM219 99H220V101H219ZM257 99V100H256ZM207 100H210L212 103V105L213 106H211V104L210 103H208L209 101H207ZM258 102H256V101ZM101 101V102H100ZM107 101V100H106ZM138 101V102H139ZM163 102L162 104L164 105V103H168L167 105H162L160 102ZM183 101H184V103H183ZM205 101H207V102H205ZM241 101H244V103H241ZM254 101L256 102V103H254ZM101 103L103 104V107H102V105H101ZM107 103L109 104V108L111 109V111H110V109H107L106 108V106H108L107 105ZM150 103H151V105H150ZM204 103H206V105L204 104ZM161 104V105H160ZM148 105H150V106H148ZM204 105H205V107H204ZM210 107H212L211 109H209V111L210 112H208V110L206 109V108H208L209 106ZM215 105V106H214ZM216 105H217V107H216ZM114 106V107H113ZM145 106L147 107V108H145ZM184 106H186V109H184L185 107ZM207 106V107H206ZM259 106H258V108H259ZM97 107H100V108H104V112H103V109H101L100 111H102L103 113H101V112H99V108H98V112L96 111L95 112V108H97ZM164 107H169V110H170V112L169 111H166L165 113L163 112V109L162 108H164ZM209 107V108H210ZM112 108H113V110H112ZM166 108V109H167ZM202 108H204L206 111H204ZM152 109H153V111H152ZM155 109V110H154ZM262 110L264 109V108H261ZM47 110H49V108H47ZM107 110H109L108 112H106ZM195 110V111H194ZM112 111H115L116 112V114L114 113V112H112ZM119 111V112H118ZM192 113H191V112ZM221 111V112H222ZM46 112H48V111H46ZM109 112H111L113 115H112V117L110 116L111 115V113H109ZM159 112V113H158ZM162 112V113H161ZM96 113V114H95ZM98 113H100L99 115H97ZM107 113H109V118H112L113 119V121H112V119H109L108 117H107ZM190 113V114H189ZM253 113V114H252ZM95 114V116L97 117H100V118H98V119H95V120H93V118H96V117H94L93 115ZM124 116H123V115ZM157 114V115H156ZM160 114V115H159ZM250 114V115H249ZM252 114V115H251ZM117 115V116H116ZM121 115L123 116L122 118H120L121 117ZM125 115H126V117H125ZM156 115V116H155ZM210 115V116H209ZM116 116V117H115ZM114 117V118H113ZM125 117V118H124ZM191 117H193V116H191ZM213 117V118H212ZM210 118H212V119H210ZM108 119V120H107ZM196 119V120H195ZM198 119V120H197ZM93 120V121H92ZM101 120V119H100ZM105 120V119H104ZM118 120H120V121H118ZM102 122H100V121H97V122H99V123H102V124H100V126H102V127H100L99 126V123H97V122H95V123H97L96 124V126H99V128L98 127H95V130H94V132L96 131V133H99L100 131H98L97 132V130H99L100 128H102L101 129V131H103V130H105L104 128H106V125H105V127H104V123H106L107 124V122H103V120H101ZM121 121H124V122H122V123H124V124H122V123H120ZM149 121V122H150ZM154 121V120H153ZM93 122V123H92ZM115 122H113V123H111L112 125H114V123ZM129 123V122H128ZM147 125H146V124ZM151 123H153V122H151ZM126 126V128L128 127L129 128V126H130V128L129 129H126L125 128V126H124V128H123V126ZM156 124V125H157ZM108 125V124H107ZM129 125V126H128ZM157 125V126H158ZM262 125V126H261ZM120 126H119V128H120ZM93 127V126H92ZM104 127V128H103ZM191 127V128H190ZM97 128V129H96ZM134 128V129H133ZM154 128V127H153ZM152 128V129H153ZM159 128H161V125L159 126ZM189 128V129H188ZM193 128V129H194ZM136 129V130H135ZM170 129V130H169ZM125 131V133L124 132H122V131ZM128 130V131H127ZM167 130H169L168 132H167ZM185 130V131H184ZM192 130V129H191ZM194 130V131H195ZM118 131H120V129H118ZM154 131V130H153ZM184 131V132H183ZM133 132V133H132ZM140 132V133H139ZM142 133V134H141ZM143 133H146L147 134V137H146V134L144 135ZM183 133V134H182ZM127 134V135H126ZM136 136H135V135ZM138 134H141L142 136H137ZM155 134V133H154ZM131 135H133L132 137H133V139H132V137H131ZM128 136V137H127ZM130 136V137H129ZM137 138H135V137ZM184 136V135H183ZM140 138V140H139V138ZM142 137V138H141ZM200 137H202V136H200ZM128 138H130V139H128ZM152 138V137H151ZM151 138H149V139H151ZM225 138V137H224ZM143 139V140H142ZM148 139V138H147ZM129 140H130V142H129ZM145 140V141H144ZM251 140H253V139H251ZM137 141H138V145H136L137 144ZM181 141V140H180ZM30 141H27L26 142V144H22V143H19L20 144V146L22 145H24L25 147H27L26 145H28V143H29ZM31 142H33L32 143V145H33V150H32V153H35V154H33L32 156L30 155L31 153L28 151V149H26L24 146L23 147H20V146H17V144L14 146L13 144V146L11 147V149H13L14 150V148H16V150L18 149L17 147H20V151H21V153L19 154L20 156H19V158L20 157H26V160H25V165L26 164H28L29 165V168H30V165H31V162L33 161L32 160V158H33V156L34 155H36V154H38V153H41L42 152V156H44L45 154H43V153H48V152H44V150L46 151L47 149H41L40 150V148H42V146H41V144H43V145H45L44 143H42V142H40V145H38L39 143H37V145L40 147V148H38V150H40L38 153H37V151L36 152H33V151H35L36 150V147H38L35 143V141H31ZM31 142H30V144H31ZM35 142V143H34ZM94 142V143H93ZM134 142V143H133ZM136 142V143H135ZM23 143H25V142H23ZM87 143H89L90 145L92 144H94L93 146V148L92 147H90V145L89 144H87V147H86V142L85 143H83V145H84V148L86 149V152L88 153V152H91V153H89L88 155L89 156H91V155H93V156H95L96 157V155H97V152L96 151H94L95 149L94 148H96V150L98 149L97 147H100L98 150L99 151H105L106 149H108L105 145L103 146V144H101V143H98V142H96V141H90V142H87ZM131 143V144H130ZM176 143H180L179 141L178 142H176ZM96 144H99V145H96ZM133 144V145H132ZM135 144V145H134ZM232 143H224V146H223V149L224 150H226V151H228L229 150V148H231V149H234V146H232L231 145ZM32 145L30 146V148L32 147ZM34 145H36V147H35V150H34ZM48 145L49 144H47V147H48ZM102 145V146H101ZM5 146V145H4ZM3 145L2 146H0L1 147V149L3 150V151H5V150H7V149H5V147H4ZM52 146V145H51ZM58 146H60V145H55V147H54V145H53V147H51V149L48 147V149H50L49 151V154H47L48 156H46L47 158L49 157V155H50V158H49V160L48 159H46L45 158V156H44V159L43 158H41V155H40V160H39V158L37 157V159H36V157L34 158V161H35V159L36 160H39L40 162H38L37 161V163L35 162H33L32 163V165L35 167V165L37 166H39V163L41 164L39 167H42V166H44L45 167V165L44 164H46V165H48V167H50V165H52L51 163H53V165L55 164V166H57V167H55L57 170H55V168L53 169V172H52V170H48V169H46L47 171H49V172H47L45 169V171L44 170H41L42 168H39L40 170H37L38 169V167L36 168L35 167V170H37V172H41L40 174H38V173H36V171L34 170V168H33V171L35 172V173H30L31 171H32V169H31V171L29 170V168L27 169L26 168V170L24 171V169L25 168H23L25 165H24V163H22L23 165H21V162H19L20 164L19 165H21V168H23V170L21 171V170H19V167L17 166L15 169H17V172H18V174H19V172H23L22 174H19V175H21L22 176V178H23V183L22 182H20L19 183V181H22V178H20V179H18L20 176L18 175V174H16V176H19L18 178L17 177H15L14 176V174H15V171H14V173H13V171H8V170H6V171H4L3 172V174L5 173V175H3V176H8L7 178H10V179H8V180H10V181H12V180H14V179H18V180H16V181H12L11 182V186L14 188V187H18V185H19V187H21L19 190H20V192L19 193H17L16 194V191L18 192L19 190H16V188H14V192H13V188H11V191H12V193L14 194H12V196L11 195H9V194H11V193H9L8 195H3V193H1V195H0V210H4L5 209V207H6V205L8 206V205H12L11 207H12V211L13 210H19L18 212H20V210L21 209H23V211H24V214L22 215L23 217H25V219L28 217L29 218V220L31 219H34L35 221H36V219L38 220V217H40V216H42V212H43V209H44V214L46 213H48L49 215H51L50 216V218H49V215L47 216V218H49L48 220H46L47 222L50 220V221H52V220H54L53 222H54V224H53V228L51 227L52 225H50V224H52L51 222H50V227L52 228L51 230L52 231H50V234H51V238L50 239H45V243L47 244V246H46V249H48V250H46V251H43V250H36V248H35V246L34 245H31L27 250H24V251H18L17 252V254H15L14 255V258H16V260H14L15 262H13V260H10V261H12V262H10L11 264L12 263H17V262H19V260L20 261H22L20 264H23V261H24V263L25 264H59L60 262L62 263L63 261V264H79L78 263V261L76 260L77 259V256H76V254L74 253V251H73V249H72V251H73V253H72V251L70 250V248H73L74 246H75V243H74V239L72 238L71 239V241H73L72 243H71V241H68L69 243H68V246L70 247V248H68L69 249V251H71V253H69L67 250H63V249H61V244H62V239H60V236H58V235H61V237L63 236L62 235V233H60V234H58L56 237H58L59 238V240H58V242H57V239H56V241L54 240L56 237H55V235H56V232H60V231H57V230H61V228H62V226L61 225H59L58 224V220L57 219H60V220H62V222H63V219H65V221H66V219H67V217H69V219H68V221H64L65 223H68L69 222V220L71 219L72 221H70L69 223L71 224L70 226V229L72 228V226H73V228L72 229H74V230H76V231H78V230H80V229H83L84 230V232H85V234L87 233V237H86V239L87 238H90V239H87L88 241H90L91 240V242H92V245L94 244V245H96V246H99V244L97 245L96 244V241L97 240H95V239H100L101 241H99L100 242V244H101V242H102V244H103V248H102V244H101V248L100 247H97V248H99L100 249V251L102 252L103 251V255L101 254L100 255V252H99V249H97V250H95V252H97V256H98V254H99V256H101V259H103L104 260V264H116L115 263V256H117V255H115V253L112 251V246L110 245L111 243V240H110V242H109V239H108V237L105 235V233H104V229H103V225H102V221H95V220H93V219H95V218H93V219H91V214L93 213H89V212H91V211H93L92 210V204H88V200H90L91 201V199L92 200H95L94 198H92V197H95V196H98V195H101V197H99V199L100 198H102V194L106 197V198H110L111 197V195H114L115 193L113 192V193H109V192H107L106 193V190L105 189H107V185L105 184V183H107V181L105 180L106 179V174H107V172L106 171H114V169L116 170V171H119L120 172V170L122 169H120L119 170V168L118 169H116L119 165L118 164H116V157H114L115 155L117 156V154H113L112 152L110 153V154H113L112 155V157L110 156V154L108 155V154H106V153H101V156H107V159H108V161L110 162V163H113V164H110L109 165V163L108 162H104V160L105 161H107L106 160V158L103 160V158L102 157H98V155L100 156V154H99V152H98V155H97V157L98 158H100V160L101 161H99L98 159V161H97V164L99 163V162H103V163H108L107 165H109L108 166V168L107 167H104V171L103 172H105L104 173V175H102L101 177H103V176H105V178H102L101 180H102V182L104 183V186H103V183H101L102 185L99 187L100 189H97L96 188V190H98L97 192H99V193H97L96 192V190H93L92 191V195H90L91 193H89V192H91V190L89 191V189H87V188H80L79 187V185H81V184H83V183H79V185L78 186H76V183L77 182H80V178H84L83 180L84 181H82L81 180V182H84V184H85V182H87V183H90L91 181H90V177L89 176H86L87 177V179L85 178V175H89V173L86 171V173L87 174H84L85 172L80 168V166H78V165H73V163L72 162H70V161H72L71 159H73V158H76V157H69L68 158V156H70V155H68V153H66V151L68 152V150H67V148H65V147H63L62 145V147L64 148V149H66V150H63V148L61 149L60 147L57 149V147ZM135 146V147H134ZM3 147V148H2ZM14 147V148H13ZM29 147V146H28ZM46 147V148H47ZM106 147V148H105ZM134 147V148H133ZM142 148V149H145L146 150V148ZM21 148L23 149V148H25V149H23V151H24V153H30V154H28V156H31L32 158H30V159H28L27 158V155H25V154H23V151L21 150ZM45 148V147H44ZM52 148H56V150H53ZM103 148V149H102ZM138 149V151H137V149ZM5 149V150H4ZM60 149H61V151H60ZM135 149H136V151H135ZM30 150V149H29ZM51 150H53V151H51ZM65 151V153L63 152V151ZM89 150V151H88ZM91 150V151H90ZM109 150V149H108ZM107 150V151H108ZM15 151V150H14ZM31 151V150H30ZM48 151V150H47ZM54 151H56L57 153H59V154H57L56 153V155H54ZM70 151H72V150H70ZM93 151V152H92ZM106 151V152H107ZM133 151L134 152H137V154L138 155H136V153H133ZM18 151H16V153H17ZM73 152V151H72ZM72 152H69V154H71ZM95 152V153H94ZM110 152V151H109ZM109 152H107V153H109ZM143 153H142V155L144 156V152L145 151H142ZM257 152H258V145H257V143H256V141L254 142V140L251 142H249V143H247L245 146H244V149H242L241 151H237V153L239 154V156L236 158V160H234V162H231V161H233L232 159H231V161H230V159H229V161L231 162V163H233L232 164V166L234 167L233 169H231L232 167H231V165L228 167V165L229 164H231V163H229V161L226 159V157H229L230 158V155L229 156H227L226 155V157H225V153L223 154L224 156H222V157H220V159L219 160H217L218 162H216L215 164H217L218 163V167L216 166V168H217V170H214L215 169V164H214V166H212V167H210L209 169H211V168H213L212 170H210V171H208V169H206V171H205V169L203 170V167H202V169L198 172L199 174H201L200 176H202L203 177V179L204 180H207V181H209V182H207V183H203L201 186H200V188L201 189H203L204 191H207L208 193H207V195H206V197H209L208 199H206V197H205V199H203L202 197H204V196H202V197H198V196H201V195H203L202 193L200 194V192H198L197 194V196L195 195L196 194V192L192 195L191 193H189L188 194V196L189 195H191V196H189L191 199H188V198H186V197H188V196H184L183 197V193L181 194L180 192H179V194H177L176 193V191L177 190H179L180 188H177L176 186L173 188L172 186H170L171 188H170V190L168 189V188H166V189H164V191H162V192H160V190H158L156 193H163V192H165V193H167L168 194V196H167V194H165L166 196H167V198H165V195H161V196H164V198L165 199H162V201H164L165 200V202L164 203H167V205H169L168 206V208L170 209H166L169 213H171V214H173V215H176L175 217L176 218H179L178 220H180V218L182 219V217L184 216V212L185 211H188L189 210V208L190 209H192V208H196L195 210H199L198 212H200L202 209H198V207L200 208V206L201 205H205V206H217V205H224L223 206V208H225V206L227 205V207L229 206L230 207V203H233V202H235L236 201V203H234V205H231V206H238L237 205V203L240 205V208H243V207H241V206H244V209H242V210H244V212L243 211H241V213L243 212L244 214H245V217L243 216V214H241V213H239L240 211L238 210V211H234V212H236V214H237V212L239 213V217L241 216V218H240V220H239V217L238 216H236V214L234 213V212H232V211H230V209L228 210V212L226 211V213L231 217H229L228 216V219H226V220H228L229 222H230V224H228L229 222L228 221H222V220H224L223 218H224V215L225 214H223V217H222V215H221V212L223 211V213L225 212V210H221V212H219L220 210L219 209H217L218 207H220V206H217L216 208L215 207H213V208H215L219 213H220V215H221V218L220 219H222L221 220V222H222V225L225 223L226 224V222H228L226 225L228 226V225H232L231 226V228L230 227H228V228H226L227 226H224V227H222V226H220L222 229H220L221 231L225 228V230L227 231V229H230V230H228L227 232L224 230V232L222 233L221 231V233L224 235V233L226 232V242H224L225 243V245H224V243L222 244V242H221V240H220V237H221V233H219L218 234V231H219V229H217V227H215L216 229H213L212 230V234H213V236L215 237L214 239H211V236H212V234L211 233H208V232H205L204 233V231H206L205 229H203L202 227H204V226H202L201 224H199V225H201L200 227H197V225H193L192 224V222H189V220L188 221H186L185 219H188V218H186V217H188V213L187 212H185V217H183V219H184V222L185 223H187V227H188V225H189V227H190V229L192 228L193 229V227H195V228H200V229H203L204 231H202L201 233H199L200 231L199 230H197V232L199 233V237L198 238H196L197 236H196V234L194 235L195 236V239H196V241L198 240L200 243H201V246H204V248L205 249H207V250H212V252H215V251H217V250H215V249H218V255H219V257H220V261L221 262H226L227 261V259H228V253L232 250V249H234L235 251H239V250H245V249H251L252 251H254V252H256V253H264V232L261 230V227L263 226V218H264V216H261L258 220L257 219H254V220H256V221H254V222H252L251 220H250V217L251 218H255L256 216H254V217H252V215H254V213H253V211L250 209L249 210V212L248 213H250V215L248 214V213H245V209H246V207L247 208H250V207H252L251 205H260L261 207H264V167L262 166V168H258V166L259 167H261L260 165H261V158H259L258 156H257ZM51 153H53V155L51 154ZM61 153H64L63 155L65 156V154H67L65 157L63 156V155H60ZM23 154V156H21ZM73 154H75V152H73ZM95 154V155H94ZM134 154H135V157H134ZM162 154V153H161ZM59 155V156H58ZM71 156H74V155H71ZM93 156H91L92 158H93ZM110 156V157H109ZM141 156V155H140ZM140 156H139V158H140ZM158 156H160V154H158ZM161 157V156H160ZM22 158H20V161H22L23 159ZM22 159V160H21ZM46 159V160H45ZM144 158H142L141 157V160H143ZM95 160H96V158H95ZM94 160V161H95ZM117 160H118V156H117ZM128 160L130 161V162H128ZM136 160H134V161H136ZM259 160H260V162H259ZM112 161V162H111ZM115 163H114V162ZM126 161V162H125ZM22 162H24V161H22ZM49 162H51L50 163V165L48 164ZM96 162V161H95ZM72 165H71V164ZM260 163V164H259ZM16 164H18V162L16 163ZM130 164H132L131 166H130ZM28 165H26L25 167H28ZM32 165H31V167H32ZM99 165V164H98ZM114 165H118L117 167L116 166H114ZM23 166V167H22ZM75 167V168H73V167ZM76 166H78L79 167V169H77L78 167H76ZM110 166H112V168H110ZM113 166H114V168H113ZM43 167V168H44ZM48 167H46V168H48ZM52 167L53 166H51L50 167V169H52ZM116 167V168H115ZM107 168V169H106ZM14 169V170H15ZM112 169V170H111ZM55 170V171H54ZM198 170V169H197ZM30 171V172H29ZM81 173H80V172ZM122 171V170H121ZM7 172V173H6ZM9 172V173H8ZM11 172L13 173L12 175H11ZM16 172V173H17ZM115 172V171H114ZM1 173V172H0ZM50 173V174H49ZM116 173V172H115ZM215 173V174H214ZM36 174H38L37 175V177H36V179H35V177H34V175L36 176ZM52 174V175H51ZM56 174V176L54 177L53 175H55ZM60 174H62L61 175V178H60V180H62V177H63V183L61 184V183H59V179H55V178H57V176H59ZM217 174V175H216ZM82 175V176H81ZM84 175V176H83ZM2 175H1V177H3ZM12 176V177H11ZM49 176H53L52 178H50V179H52V182H53V178L56 180V182H58L59 183V185H58V183H56L55 181V183L58 185V186H56V184L54 185L55 186V188H54V186H53V189H55L53 192L55 193L56 192V190H58V189H61L62 187L64 188V187H67L68 186V191L70 192L71 191V193H68V191H66L67 193H68V198L67 199H64V201H67V203H62L63 202V200H62V202H61V198H57L58 196H60L61 194H63L61 191L59 192V191H57L59 194L57 195V192L55 193L56 195H54L53 193H49L50 195H48L47 194V192L46 191H44V190H41V189H44V187L47 189V187L45 186V184H43V185H40V184H42V182L44 181V183H46L45 181H46V178H49ZM15 177V178H14ZM60 177V176H59ZM89 177V178H88ZM100 177V178H101ZM201 177V178H202ZM4 178H6V177H4ZM100 178H98V179H100ZM45 179V180H44ZM50 179H48L49 181H50ZM59 180V181H58ZM85 180H87V181H85ZM100 180V181H101ZM104 180V181H103ZM178 179L177 178H175L174 179V181H175V183H176V181H177ZM18 181V183H15V182H17ZM90 181V182H89ZM106 181V182H105ZM53 182V183H54ZM61 182V181H60ZM216 182H218L217 184H215ZM7 183L9 184L10 182H8L7 181ZM14 183V184H13ZM48 183V182H47ZM100 183V182H99ZM17 184V185H16ZM20 184H22V185H20ZM39 184V185H38ZM49 184V183H48ZM47 184V186L49 187L50 186V184L48 185ZM72 184H75V186L73 185L72 187L71 186H69V185H72ZM78 184V183H77ZM94 185H97V187H98V183H93ZM177 184V183H176ZM16 185V186H15ZM51 185H52V183H51ZM61 185V186H60ZM175 184H173V186H174ZM179 185V184H178ZM177 185V186H178ZM220 186V188L219 187H217V186ZM40 186H43V187H40ZM56 187H58V188H56ZM59 187H61V188H59ZM73 187H77V188H75L73 191L74 192H76V194H79V195H77L78 197L80 196V198L82 199V197L84 196L85 197V192H88L89 194H86V195H89V196H87L86 197V199H87V204H84V203H86V202H84V201H86V199L83 197V199H85V200H81V201H83L82 203H80L81 201H79L80 200V198H76V194H74V196L73 197H75V199L76 200H74V198L73 199H71V201H73V203L72 202H69L68 201V199L69 198H72V194H73V191H72V189H73ZM178 187H180V185L178 186ZM217 187V188H216ZM52 188V187H51ZM51 188H49V191H51L52 189ZM62 188V189H63ZM72 188V189H71ZM104 188V189H103ZM214 188H216V189H214ZM18 189V188H17ZM45 189V190H46ZM51 189V190H50ZM67 189V188H66ZM65 188L62 190V191H65L66 190ZM70 189V190H69ZM79 189V190H78ZM168 189V191H165V190H167ZM176 191H175V190ZM181 189H182V187H181ZM181 189L179 190V191H181ZM85 190V191H84ZM101 192H100V191ZM162 190V189H161ZM183 190V189H182ZM42 191H44V192H46V194H44V192H42ZM48 191V192H49ZM78 191V192H77ZM80 191H83V192H80ZM94 191H95V194H94ZM104 191V192H103ZM66 192H64V193H66ZM182 192V191H181ZM61 193V194H60ZM97 193V194H96ZM102 193V194H101ZM69 194H70V197H69ZM117 194V193H116ZM115 194V195H116ZM185 194V193H184ZM222 194V196H221V198L223 197V199L221 200V198L220 197H217V195H221ZM52 195V196H51ZM53 195L54 196H56V197H53ZM157 195V194H156ZM159 195V194H158ZM157 195V196H158ZM185 195H187V194H185ZM52 198H51V197ZM66 196V195H65ZM107 196H109V197H107ZM193 196H196V197H193ZM11 197V198H10ZM50 197V198H49ZM60 197H62V199H63V195L62 196H60ZM160 197V196H159ZM213 197H216L215 199L213 198ZM53 198H55V200H57V199H60V200H57V201H55V202H53L52 200H54ZM104 198V197H103ZM106 198H104L105 200H107ZM161 198H163V197H161ZM183 198H185V199H183ZM211 198H213V199H211ZM220 198V199H219ZM77 199H79L78 201H79V203L78 202H75V201H77ZM99 199H96V200H99ZM10 200H12L11 201V204H8L9 202H10ZM52 202H51V201ZM101 200V199H100ZM103 200V199H102ZM101 200V201H102ZM109 200V199H108ZM235 200V201H234ZM15 201V202H14ZM59 201V202H58ZM156 201H157V199H156ZM231 201H233V202H231ZM44 204H43V203ZM159 202V201H158ZM158 202H155V204H158ZM38 203H40V204H38ZM47 203V204H46ZM89 203H91V202H89ZM108 203V202H107ZM163 203V204H164ZM41 204H43V206L41 205ZM176 204H178V205H181V206H183L184 205V207L186 208V206H188V209H185V208H182L181 209V206H179L180 207V210H179V207H178V205H176ZM183 204V205H182ZM35 205H40L39 207L38 206H36L35 207V209L34 208H32L31 210H30V208H28L29 206H35ZM103 205V204H102ZM174 205H176L177 207H178V209H173L174 207L175 208H177L176 206H174ZM247 205V206H246ZM249 205H250V207H249ZM166 206V204H164L163 205V208L165 209V208H167V207H165ZM174 206V207H173ZM210 206V209L212 208ZM246 206V207H245ZM104 207V209H105V207L106 206H103ZM173 207V208H172ZM202 207V206H201ZM222 207V206H221ZM220 207V208H221ZM228 207V208H229ZM239 207V206H238ZM7 208V207H6ZM107 208V207H106ZM213 208L211 209V210H213ZM228 208H226V209H228ZM231 208V207H230ZM28 210V211H25V210ZM100 210H101V208H99ZM103 209V208H102ZM183 209H185L184 210V212H182V210ZM2 210V211H3ZM41 210H42V212H41ZM165 210V211H166ZM176 212V210H179L180 211V213L178 212H176L177 214H174L175 212ZM210 210V211H211ZM241 210V209H240ZM247 210L248 209H246V212H247ZM15 211H13L12 212V214L14 213H16ZM23 211H21V213L23 212ZM40 211V213H41V215H40V213L39 214H37V212H39ZM103 211V212H102ZM102 211H100V212H102L103 214H109L107 211H108V209H105V210H102ZM104 211H106L105 213H104ZM170 211H173V213L172 212H170ZM190 211V210H189ZM192 212H195V211H193V209L191 210ZM215 211V210H214ZM214 211H211V212H214ZM16 213V215H20V213ZM94 212H96V210H94ZM117 212H119L118 213V215H116L115 216V218L113 217V219H110L109 220V222H110V228H111V232H110V236H112L113 234H115L116 236H114L113 235V237H115V239H116V237L118 238V236L119 237H121L122 238V236L123 237H125L126 236V234L128 233V231L126 230L127 228L125 227L124 228V226H123V224L125 223L124 222V217H128V215H127V213L126 212H124V211H122V212H124V213H122L121 212V209H120V211L117 209ZM120 212L124 215L125 213H126V215H124L123 216V220H120L119 221V218L121 217V215L122 214H120ZM161 212V211H160ZM159 212V213H160ZM168 212H164L163 211V209H162V214H163V216H164V213H168ZM32 213H34V214H32ZM157 213H158V211H157ZM168 213V214H169ZM191 213V212H190ZM195 213H197V211L195 212ZM215 213H217V212H214L213 213V215H216ZM232 215H231V214ZM10 215V216H12L13 217V215ZM89 214H90V216H89ZM170 214V215H171ZM178 214H180V215H182L181 217H178V216H180V215H178ZM218 214V213H217ZM227 214H226V217H227ZM241 214V215H240ZM246 214H248V218H247V215ZM67 215V216H66ZM120 215V216H119ZM161 215V214H160ZM178 215V216H177ZM220 215H216V216H220ZM21 215H20V217H18V218H21L22 217ZM65 216H66V218H65ZM109 216V215H108ZM119 216V217H118ZM136 216L137 217H131L130 216V218H128V219H130L131 221H133V219L135 218V225H137L139 222L138 221H140V226H135L136 227V229H141L140 227H141V216H140V218H138L139 216L136 214ZM157 216H159V214H157ZM162 216V215H161ZM161 216H159V217H161ZM172 216V215H171ZM250 216V217H249ZM15 217V216H14ZM21 218V220H23L24 218ZM158 217V218H159ZM218 217H216V219L218 218ZM225 217V218H226ZM28 218H27V220H28ZM46 218V217H45ZM122 218V217H121ZM120 218V219H121ZM136 218L138 219V221H136ZM215 218V217H214ZM247 218V219H246ZM258 218V217H257ZM13 219V218H12ZM16 219H17V217H16ZM15 218L13 219V220H16ZM91 219V220H90ZM99 219V218H98ZM98 219H96V220H98ZM128 219H126L125 218V221L126 220H128ZM183 219H182V221H179L180 223H183ZM20 219H18V221H19ZM177 220V221H178ZM219 219H217V221H218ZM33 221V220H32ZM216 221V220H215ZM12 222H15V221H12ZM37 222V221H36ZM63 222V223H64ZM72 222V223H71ZM121 222H124V223H122L121 224ZM189 222V223H188ZM221 222H217L216 223V225H218V224H220ZM49 223V222H48ZM132 223V224H133ZM133 224V225H134ZM120 225H122L121 227H120ZM192 225V226H191ZM198 225V226H199ZM215 225V226H216ZM221 225V224H220ZM61 228H60V227ZM68 226H69V224H68ZM219 226V225H218ZM188 227V228H189ZM55 228L57 229V230H55ZM121 228H124V230L126 231V233H124L125 231L124 230H122ZM219 228V227H218ZM74 230H73V232H74ZM72 231V230H71ZM70 231V232H71ZM75 231V232H76ZM187 232L188 231H190V230H186ZM69 232V231H68ZM69 232V233H70ZM68 233V234H69ZM124 233V234H123ZM190 233V232H189ZM192 233V232H191ZM70 234H72L73 236H74V238H75V233L73 234L72 232L70 233ZM112 234V235H111ZM218 234V235H217ZM67 235V234H66ZM65 235V236H66ZM122 235V236H121ZM69 236H71V235H69ZM69 236H67V237H69ZM138 235H136V237H137ZM190 236H191V234H190ZM72 237V236H71ZM127 237V236H126ZM139 237V236H138ZM137 237V238H138ZM137 238H134V240L136 239L137 240ZM222 238V237H221ZM69 239V238H68ZM115 239L113 238V240L115 241ZM118 239H120V238H118ZM118 239L116 240L117 242L116 243H118V244H120L121 243V245L124 243H126V240H130V242H129V244L131 243L132 245L133 244H135V243H132L131 242V240L133 241V239L132 238H130V236L129 237H127V238H125V240H124V238H123V240H119L120 241V243L118 242ZM139 239V238H138ZM112 240V241H113ZM128 240V241H129ZM134 241V242H137L136 243V245L139 243L140 244V242H138V241H140V240H137V241ZM222 240H225V239H222ZM113 241V242H114ZM124 241V242H123ZM197 241V242H198ZM57 243V244H60V245H57V244H55V243ZM59 242H61V243H59ZM98 241H97V243H99ZM123 242V243H122ZM110 243V244H109ZM115 243V242H114ZM115 243V244H116ZM199 243V244H200ZM89 244H90V242H89ZM108 244H109V246H111V247H109L108 246ZM126 244H128V243H126ZM129 244H128V246H129ZM131 245V246H132ZM136 245H135V248H137L136 247ZM118 246V245H117ZM128 246H126V247H128ZM119 247H120V245H119ZM122 247V246H121ZM124 248H125V245L123 246ZM123 247H122V251H123ZM139 247H140V245H138V249H135L136 250V252H138V254L139 253H141L142 252V250H141V248L139 249ZM129 249L131 248L132 249V247H128ZM128 248H126L127 249V252H129L130 250H128ZM49 249H52L53 250V252H54V254L56 253V254H58V255H56V256H54V254L52 255V251L51 250H49ZM60 249H61V251L64 253V252H68L67 254H65L64 255V258L63 259H59L58 257L60 256V254H62L63 255V253L60 251ZM102 249V250H101ZM111 250V251H109V250ZM119 249H121V248H119ZM125 249V250H126ZM138 250V251H137ZM139 250H141V252L139 251ZM121 251V250H120ZM121 251V252H122ZM3 253H0L1 255H0V257H1V260H2V258H5L6 256L5 255H7L6 254V252H5V254H4V251H2ZM48 252L50 253L51 252V254H49V255H52V256H54V258H58V259H56V260H54V258L53 257H51V258H53L52 260H50V259H48L49 258V256H48V258H47V256H45V254L47 253L48 254ZM94 252V251H93ZM93 252H91L90 253V251L88 252H86V256H84L85 258H87V255H90V254H92ZM111 252V253H110ZM127 252H125V251H123V253L121 254V255H123L124 253H126L125 255H127ZM136 252H135V255H137L136 254ZM87 253H90V254H87ZM114 253V254H113ZM131 253H134L133 252V250L128 254V255H132ZM4 254V255H3ZM46 254V255H47ZM94 254V253H93ZM92 254V255H93ZM111 254H112V256H111ZM143 254V253H142ZM141 254V255H142ZM260 254V255H261ZM61 255V256H62ZM115 255V256H114ZM120 255V260L121 261H119L118 260V264L121 262L122 264H127V263H125L124 261L126 260L124 257H125V255H124V257L123 256H121ZM262 255H264V254H262ZM260 256L259 258L262 260V258H263V256ZM58 256V257H57ZM66 256V257H65ZM113 256H114V258H113ZM138 256V255H137ZM137 256H136V258H137ZM143 256V255H142ZM259 256V255H258ZM83 257V256H82ZM83 257V258H84ZM90 257H92V256H90ZM90 257H88L87 259H88V261L90 260L91 262L90 263H92V259L94 260V263L96 262L95 261V257H96V254H95V256L94 257H92V259L90 258ZM114 259H112V258ZM124 258L125 260H122L121 258ZM262 257V258H261ZM17 258H19V260H17ZM67 258H70V259H67ZM79 258V257H78ZM84 258V260H86ZM90 258V259H89ZM99 259H100V257H98ZM98 258L96 257V259L98 260ZM119 257H117V259H118ZM126 258H127V256H126ZM130 258H133V260H135L136 258L135 257H132V256H128V258H127V260H130V261H132L133 262V264H135V263H137L138 264V258L135 260V261H133L132 259H130ZM139 258H141L140 257V254H139ZM144 258V256L142 257V259ZM258 257H257V259H259ZM10 259H12V258H10ZM67 259V260H66ZM219 259V258H218ZM260 259H259V261H260ZM264 259V258H263ZM8 260V257L5 259V261H7ZM59 261V263H57L58 261ZM80 260V264H81V262H83L84 260H81V259H79ZM102 260V261H103ZM126 260V261H127ZM140 261H141V259H139ZM3 262H5L4 261V259L2 260ZM17 261V262H16ZM56 263H55V262ZM87 261V260H86ZM117 261V260H116ZM129 261V262H130ZM138 261V262H137ZM101 263V261H97V263ZM131 262V263H132ZM142 262H143V260L140 262L141 264H142ZM217 262V261H216ZM6 263V262H5ZM87 263H89V262H87ZM93 263V264H94ZM103 263V262H102ZM101 263V264H102ZM130 263V264H131ZM139 263V264H140ZM7 264H9V263H7ZM19 264V263H18ZM82 264H85V262L84 263H82Z\"/></svg>",
  "mask_w": 264,
  "mask_h": 264
}]
</instances>
